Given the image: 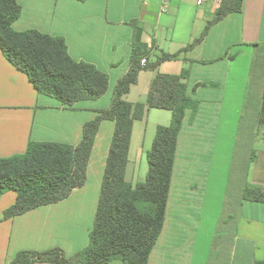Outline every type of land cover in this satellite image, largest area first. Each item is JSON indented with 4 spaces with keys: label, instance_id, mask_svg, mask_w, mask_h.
Instances as JSON below:
<instances>
[{
    "label": "crops",
    "instance_id": "1",
    "mask_svg": "<svg viewBox=\"0 0 264 264\" xmlns=\"http://www.w3.org/2000/svg\"><path fill=\"white\" fill-rule=\"evenodd\" d=\"M18 1L22 13L14 23L16 30L34 28L63 36L74 59L108 73L109 87L97 99L63 104L39 93L0 49V157L24 153L32 140L80 143L84 123L111 106L115 87L129 70L132 20L143 27L142 40L153 62L162 52H180L200 37L221 5L217 0H170L163 11V0ZM184 69L189 70L188 93L199 100V107L193 119L187 111L179 135L166 219L149 264L214 263V235L227 200L240 120L255 70L262 73L264 88V0H244L242 11L213 24L206 38L179 59L141 70L125 97L146 104L158 73L180 74ZM260 115L254 141L257 157L248 180L264 189V99ZM171 120L170 110L147 106L145 115L134 121L128 181L142 182L157 127ZM114 129L113 120L102 121L86 183L69 197L6 219L4 210L15 203L17 194L1 196L0 264L22 250L59 247L72 256L89 244ZM239 209L230 264H257L264 260V202L244 200Z\"/></svg>",
    "mask_w": 264,
    "mask_h": 264
},
{
    "label": "trees",
    "instance_id": "2",
    "mask_svg": "<svg viewBox=\"0 0 264 264\" xmlns=\"http://www.w3.org/2000/svg\"><path fill=\"white\" fill-rule=\"evenodd\" d=\"M243 6L244 0H222L200 37L180 52H162L153 62L148 59L150 47L142 40L143 27L138 20H132L134 34L129 70L118 81L111 106L99 110L94 119L84 123L80 143L32 140L24 153L0 157V198L9 190L17 194L15 203L4 210L3 216L8 219L59 202L83 186L100 125L105 119L115 122L89 244L72 256L59 247L44 251L22 250L6 264H110L116 259L122 264H149L166 219L179 135L187 111H192V119L197 114L199 100L188 93V69L180 74L158 73L146 104H134L125 96L137 82L141 70L156 69L163 61L179 59L182 52L206 38L213 24L232 12L242 11ZM21 13L18 0H0V49L14 66L26 73L39 93L69 106L106 93L108 73L94 63L74 59L63 36L34 28L16 30L14 23ZM144 57L147 62L142 64ZM263 99L264 88L260 96L251 88L248 90L230 175L236 192L225 202L214 235V263L209 264H230L242 202H264V189L253 186L248 180L250 164L257 157L254 141ZM147 106L170 110L172 120L169 125L157 127L147 152L146 179L134 184L126 179L133 125L145 115ZM257 264H264V260Z\"/></svg>",
    "mask_w": 264,
    "mask_h": 264
},
{
    "label": "rangeland",
    "instance_id": "3",
    "mask_svg": "<svg viewBox=\"0 0 264 264\" xmlns=\"http://www.w3.org/2000/svg\"><path fill=\"white\" fill-rule=\"evenodd\" d=\"M261 75H262V73L260 72V70H258V72H257V70H255L254 74H253V78H252V83H251L252 84V90L253 91H258L259 92V96L261 95V91H262V88H263V86H262L263 85V83H262L263 80H262V77H260ZM258 92L256 93L257 95H258ZM147 162H148V159H147ZM147 173H148V171H147ZM147 173L145 174V176H144L142 181H144L146 179ZM231 178L232 177L230 176L229 179H231ZM234 178H236V176ZM233 182L234 181H232V183H231L230 180L228 182L227 192H226L227 193L226 202H229L230 198H231L230 195H234V193L236 192V186H235L236 184H234ZM6 192H14V191L9 190V191H6ZM116 261H117V263L122 264L119 259H117ZM117 263H114V264H117Z\"/></svg>",
    "mask_w": 264,
    "mask_h": 264
},
{
    "label": "built area",
    "instance_id": "4",
    "mask_svg": "<svg viewBox=\"0 0 264 264\" xmlns=\"http://www.w3.org/2000/svg\"><path fill=\"white\" fill-rule=\"evenodd\" d=\"M218 2H222V0H217ZM170 3V0H163L162 9L163 11H166V6ZM142 64H145L147 62V58L144 57L141 60Z\"/></svg>",
    "mask_w": 264,
    "mask_h": 264
}]
</instances>
